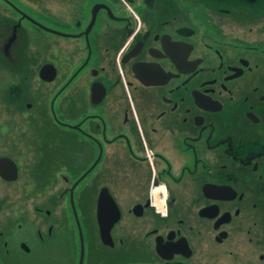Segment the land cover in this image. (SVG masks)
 <instances>
[{
	"label": "flooded vegetation",
	"instance_id": "1",
	"mask_svg": "<svg viewBox=\"0 0 264 264\" xmlns=\"http://www.w3.org/2000/svg\"><path fill=\"white\" fill-rule=\"evenodd\" d=\"M0 160L1 262L264 264V0H0Z\"/></svg>",
	"mask_w": 264,
	"mask_h": 264
},
{
	"label": "rangeland",
	"instance_id": "2",
	"mask_svg": "<svg viewBox=\"0 0 264 264\" xmlns=\"http://www.w3.org/2000/svg\"><path fill=\"white\" fill-rule=\"evenodd\" d=\"M37 175L33 174V179L29 183L30 188H22L20 185L16 190L17 198L19 202L23 200L27 206V215L29 225L31 226L35 220V208L37 206L40 207H49L52 208L53 204L62 196L64 187L59 188L61 185H56L54 181H50V185L48 188L41 187V181L36 179ZM31 209V210H30ZM22 220H25L21 218ZM0 264H9L8 261L4 262L0 261Z\"/></svg>",
	"mask_w": 264,
	"mask_h": 264
},
{
	"label": "water",
	"instance_id": "3",
	"mask_svg": "<svg viewBox=\"0 0 264 264\" xmlns=\"http://www.w3.org/2000/svg\"><path fill=\"white\" fill-rule=\"evenodd\" d=\"M1 161V160H0Z\"/></svg>",
	"mask_w": 264,
	"mask_h": 264
}]
</instances>
